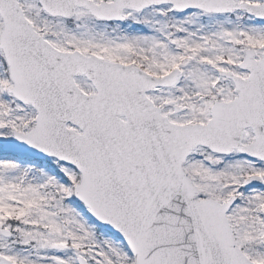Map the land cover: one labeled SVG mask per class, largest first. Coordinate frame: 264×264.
<instances>
[{
	"label": "snow or ice",
	"instance_id": "obj_1",
	"mask_svg": "<svg viewBox=\"0 0 264 264\" xmlns=\"http://www.w3.org/2000/svg\"><path fill=\"white\" fill-rule=\"evenodd\" d=\"M0 264H264V0H0Z\"/></svg>",
	"mask_w": 264,
	"mask_h": 264
}]
</instances>
